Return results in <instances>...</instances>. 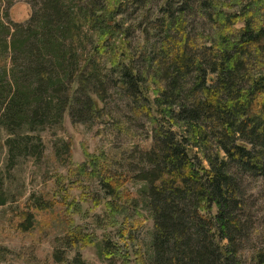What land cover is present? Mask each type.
Wrapping results in <instances>:
<instances>
[{"label": "trees", "instance_id": "16d2710c", "mask_svg": "<svg viewBox=\"0 0 264 264\" xmlns=\"http://www.w3.org/2000/svg\"><path fill=\"white\" fill-rule=\"evenodd\" d=\"M30 1V19L3 40L13 66L0 70V206L18 162L43 158L42 133L66 113L76 124L101 118L114 89L150 120L153 142L135 165L98 171L112 218L132 178L144 187L128 199L154 220L150 264H247L240 252L254 225L243 185H264V0ZM134 28L149 45L140 64L131 47L115 46ZM50 202L16 212L17 229L34 230ZM91 241L74 228L51 259L23 260L85 264L67 251ZM256 249L253 264H264V241Z\"/></svg>", "mask_w": 264, "mask_h": 264}, {"label": "rangeland", "instance_id": "374dc122", "mask_svg": "<svg viewBox=\"0 0 264 264\" xmlns=\"http://www.w3.org/2000/svg\"><path fill=\"white\" fill-rule=\"evenodd\" d=\"M32 5L30 0H0L1 71L13 66L3 46L8 29H13L14 23L28 21L33 13ZM135 15L136 23L143 21L147 25L144 14L137 12ZM137 29L132 30L129 40H122V44L118 42L115 46L131 47L139 54L140 64L147 56L149 45L139 31L135 32ZM101 106L104 107L101 118L87 124L73 123L66 113L60 126L42 133L43 158H24L11 170L5 182L10 201L0 206V249H4L0 264H29L23 260L28 254L44 263L45 259L53 257L59 239L74 228H82L92 241L68 250L70 260L79 253L85 264H150L154 220L142 207L138 206L137 210L133 197L128 199L129 195L136 197L144 185L132 178L126 181L116 202L122 206L123 214L112 218L107 207L111 198L105 195L97 175L98 171L113 173L121 169V172L125 166L138 163L140 151L151 147L153 142V125L141 115L139 108L114 89L107 92V100ZM87 152L96 157V167ZM7 157V152H0L2 168L6 167ZM85 164L86 170L81 171L80 167ZM243 189L254 229L244 239L246 244L243 242L240 255L245 263L253 264L256 248L264 241V185L246 178ZM39 197L54 203L50 202L46 211L38 212L39 220L34 230H18L16 212Z\"/></svg>", "mask_w": 264, "mask_h": 264}, {"label": "bare ground", "instance_id": "6f19581e", "mask_svg": "<svg viewBox=\"0 0 264 264\" xmlns=\"http://www.w3.org/2000/svg\"><path fill=\"white\" fill-rule=\"evenodd\" d=\"M259 205V204H258Z\"/></svg>", "mask_w": 264, "mask_h": 264}]
</instances>
